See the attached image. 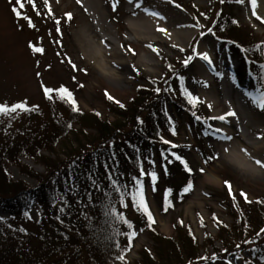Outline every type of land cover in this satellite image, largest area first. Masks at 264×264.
<instances>
[{"label":"trees","instance_id":"1","mask_svg":"<svg viewBox=\"0 0 264 264\" xmlns=\"http://www.w3.org/2000/svg\"><path fill=\"white\" fill-rule=\"evenodd\" d=\"M10 1L31 21L38 20L50 33H58L55 47H63L60 38L64 26L51 11L40 9L38 0L34 3ZM236 1L219 0L221 7L211 30L233 51L251 55L260 68L264 65L259 62L262 41L237 26L232 14ZM21 4L27 12L21 10ZM195 16L199 17L197 11ZM165 66L164 78L138 84L127 104L108 99L106 93L112 97L111 92L102 90V105L115 116L114 120L103 118L96 109H82L76 92L67 86L63 87L72 93L79 111H73L71 104L54 91L50 94L52 99L46 96L43 107L0 114V217L2 211L9 213L8 218L0 219V264H112V260L125 264H207L231 253H235L242 264H264L260 259L264 256V232H261L264 196L250 201L228 191L224 203L234 223L230 225L214 218L218 234H206L202 244L192 226L182 221L174 225L176 236L162 235L154 223L148 226L147 217L134 205L136 180L142 182L145 198L148 170L154 172L157 166L178 164L176 156L182 157L178 148L165 143L164 137L173 132L176 125L167 112L168 106H174L178 115L187 111L193 122H198L197 105L189 103L183 92L187 89L185 69L188 64L167 61ZM263 74L259 69V75ZM43 151L56 153V158L44 155ZM20 157L41 164L46 173L34 172ZM10 164L37 180L38 189L14 181L8 168ZM51 183H55L56 194L62 200L71 199L85 187L94 190L95 195L87 204H72L58 210L54 208L56 201ZM35 197L47 212L38 232L32 234L44 248L43 252L31 247V234L13 224L26 213ZM113 208L131 223V228L117 219ZM139 229L146 231L155 246L142 248L141 258L130 263L125 256L133 248ZM132 232L136 235L129 241ZM246 252L248 255L244 256ZM121 255L123 260L118 258Z\"/></svg>","mask_w":264,"mask_h":264},{"label":"rangeland","instance_id":"2","mask_svg":"<svg viewBox=\"0 0 264 264\" xmlns=\"http://www.w3.org/2000/svg\"><path fill=\"white\" fill-rule=\"evenodd\" d=\"M98 2L101 8L97 13L88 7L91 10L89 17L77 7L74 0H38L40 9L51 11L64 26L60 38L63 47L60 48L54 44L58 33H50L38 20L33 22L24 19V14L17 16L10 0H0V104L26 102L29 108L43 107L46 99L45 87L67 86L76 92L82 109H96L102 113L103 118L114 120L115 116L102 105V90H109L116 101L127 104L134 96L138 84H147L146 80L160 81L164 78L165 62L181 64L192 57L185 69V76L188 92L198 97V122L194 123L187 111L178 115L170 104L167 112L173 117L176 125L173 132L164 137L172 146L178 148L182 154L181 158L192 171L187 172L180 160L178 164L160 165L154 171L157 179L153 184L149 175L153 171L148 170L145 200L154 218L155 228L162 235L176 236L174 225L182 221L192 226L199 243L202 244L206 234H218L214 218L230 225L234 223L230 210L224 203L229 195V185L234 196H241L243 192L250 201L264 196V175H243L225 162V153L218 151V144L221 141L223 143L224 138L213 134L211 126L214 124V114H221L222 106L210 108L207 105L213 91L220 86L217 70H223L228 63L227 67L232 69L228 80L233 83L234 96L224 104L228 107H238V116L233 118L242 131L247 128L256 130L254 141L264 156V110L253 105L245 94L255 93L257 87L264 83L260 80V68L251 55L233 51L227 42L219 41L212 31L209 32L221 7L219 0L150 1L149 5L156 4L157 11L168 24L177 28H188L193 33L191 40L178 43L176 50L170 45H153L147 39L135 38L125 31L129 17L123 13V8H130L129 0ZM21 10L27 12L22 7ZM196 11L199 17L195 16ZM253 12L250 0H243L242 3L237 0L232 10L237 26L262 41L259 62L264 64V22L258 19L257 15H253ZM68 14H71L70 18ZM93 24L102 36L108 37L114 43L120 54V58L116 59L119 62L118 67L113 70L108 69L94 52L97 45L91 36ZM37 47L41 48L42 52L33 50ZM200 51L206 52L212 61L211 64L205 60L201 61L205 76L201 75L197 68L196 53ZM83 73L84 75H80ZM239 92L242 94L240 104L236 98ZM42 153L56 158V153ZM20 161L36 173H46L44 166L32 159L20 157ZM8 168L14 181H22L31 189H38V181L24 174L17 165L10 164ZM200 169L204 171L201 172ZM208 171L214 174L215 183L204 182L205 173ZM189 180L192 182V188L184 192L183 189ZM51 187L55 189V183H51ZM94 195V190L85 187L75 192L69 200L56 197L54 208L60 210L72 204H87ZM26 213L27 215L24 214L19 220H14L13 224L19 230H24V233L31 234V247L43 252L44 248L37 239L32 238V234L38 232L47 212L41 208L35 197ZM8 216L9 213L1 212L2 218ZM132 217H135V213H132ZM45 223L48 227L47 220ZM154 246L146 231L139 229L133 248L125 259L134 263L141 258L142 248L152 249ZM247 255V252L244 253V256ZM112 264L125 263L112 260ZM207 264H242V261L235 253H231L215 258Z\"/></svg>","mask_w":264,"mask_h":264},{"label":"bare ground","instance_id":"3","mask_svg":"<svg viewBox=\"0 0 264 264\" xmlns=\"http://www.w3.org/2000/svg\"><path fill=\"white\" fill-rule=\"evenodd\" d=\"M74 1L77 7L89 17H91V10L97 13L101 8L98 0ZM150 1L152 0H129L130 8H123V13L129 17L125 25V31L129 35L141 40L147 39L153 45H170L175 50L178 49V43L191 40L193 33L188 28H177L168 24L166 19L157 11V5H149ZM146 9L147 11H145ZM153 12L159 15H151ZM254 12L264 22V0H256ZM159 29H165L166 31H160ZM91 36L95 39L97 45L94 52L102 59L104 65L110 70L117 68L119 62L116 59L120 58V54L116 50L114 43L108 37L102 36L94 24ZM197 53L204 52L200 51ZM196 60L199 72L205 76L201 63L203 59L196 54ZM226 67H223V70H217L221 81L220 86L216 91H213L211 100L207 102L210 108H215L219 105L222 106L221 114H214V124L211 126V131L220 138L231 137V139L224 138L223 143L221 141L218 144V151L225 153L223 155H225L224 160L226 163L235 167L243 175L251 177L262 176L264 175V156L261 154L257 142L254 141L256 130L247 128L245 131H242L233 116L227 115L229 111H234L235 115L238 116L239 112L237 106L228 107L224 104L226 100L230 101L234 96L233 83L228 80L232 69L231 67ZM236 98L240 104L242 94L239 92ZM232 104L234 105V103ZM221 116H224L225 119H219ZM218 129L219 131H217ZM249 137L252 139L250 140ZM257 161H260V163L258 164ZM215 181L216 178L211 171L205 173V183H215Z\"/></svg>","mask_w":264,"mask_h":264},{"label":"snow or ice","instance_id":"4","mask_svg":"<svg viewBox=\"0 0 264 264\" xmlns=\"http://www.w3.org/2000/svg\"><path fill=\"white\" fill-rule=\"evenodd\" d=\"M78 2H79V0H78ZM221 2H223V0H221ZM238 2H241L242 3L243 0H238ZM250 2L253 5V8H255V6H256V0H250ZM17 3H20V0H17ZM29 3H34V0H29ZM20 6L23 7V4H21ZM137 6H139V5H137ZM113 8L115 9V3L113 4ZM145 11H147V9ZM13 12L17 16H20L21 15V13L19 11H17V9H15V8H13ZM68 15H69V18H70L71 14H68ZM151 15H159V14L153 12V13H151ZM253 15H255V12H253ZM257 18L260 19V17H257ZM24 19L28 20L29 18L25 16ZM29 24L31 25V21L30 20H29ZM159 30L160 31H166L165 29H159ZM211 31L212 30L209 29V32H211ZM149 47H151V45H149ZM33 50L35 52H42V49L41 48H38V47L37 48H34ZM193 51L195 52L196 50L193 49ZM196 54L199 55L201 59L207 61L209 64L212 63L210 57L208 56V54L206 52L205 53H196ZM191 59H192V57H189V59H187V60L184 61V64L187 65ZM73 67H75V66H73ZM260 70H261L262 73H264V65H260ZM249 74L251 75V73H249ZM260 80L261 81H264V75H261L260 76ZM262 89H264V83H261L257 87L255 93H253V92H246L245 94L250 98L251 103L253 105H255L257 108H259L261 110H264V90H262ZM54 91L55 92H58V94H59V96H60L61 99H65L66 102H68V103L71 104L73 111H79L78 106L76 105V102H75V100H74V98L72 96V93L68 89H66L65 87L61 86L59 89H52V88H47V87L44 88V94L49 99H52V97H51L50 94L52 92H54ZM156 91L159 92L160 89L157 88ZM183 92H184V95L187 97L189 103L195 105L198 102V97L193 96L190 92H188L187 89H184ZM106 95L108 96V99H110V100L113 99V97H111L107 93H106ZM116 103L119 104L120 102L119 101H116ZM120 106L123 107L122 104H120ZM17 110L29 111L30 108L26 105V102H18V103L12 104V105L0 104V114L10 115L11 113L16 112ZM97 115H99V113H97ZM193 115H195V113H193ZM227 115L228 116H235V112L234 111H229L227 113ZM197 119H199V118H197ZM219 119L224 120L225 117L224 116H221V117H219ZM70 126L71 125H69V127ZM217 131H219V129ZM222 138L231 139V137H222ZM165 143H170V142L169 141H165ZM176 159L177 160H180L181 163L184 165L185 170L187 172L191 173L192 169L189 168V166H188V164H187L186 161H184L180 156H176ZM257 163L259 164L260 161H257ZM105 167L107 168V165H105ZM200 171L203 172L204 169H200ZM141 175H144L143 170H141ZM149 175L151 176V179H152L153 184H154L155 181H156V179H157L156 173L155 172H151V173H149ZM109 179H111V177H109ZM112 183L115 185L116 184V181H112ZM136 183H137V186L138 187H137L136 193L133 196L134 205L137 206L139 210H142L143 214L147 217L148 226L151 227V225L155 221H154V218L152 216L151 211L148 208L147 202H146V200L144 198L142 182L139 179H137L136 180ZM225 183L228 184L227 181H225ZM93 184H95V180H93ZM191 188H192V182H191V180H189V182L187 183V185L185 186V188L183 189V191L184 192H188V191L191 190ZM116 190L119 191L118 188ZM153 190H155V189H153ZM168 192L170 193L171 192V189H169ZM229 192L231 194V187H230V185H229ZM167 194L168 193L165 194V201H166V203H167ZM241 195L242 196H245V199L247 200V197H246V195L243 192H241ZM61 210H63V209H61ZM166 210H167V207H165V211ZM112 212L113 213H116V209L113 208L112 209ZM25 214L27 215V213H25ZM116 216H117V219L123 220V222L125 224H127L129 228L132 227L131 223L127 219H125L122 214L116 213ZM0 219H2V217H0ZM261 232H264V229H261ZM135 235H136V233L135 232H132L129 235V241H131L132 237H134ZM118 258L121 259V260L124 259L123 255H121ZM201 259H206V258L202 257ZM260 259L264 260V256H261ZM246 264H247V262H246Z\"/></svg>","mask_w":264,"mask_h":264}]
</instances>
